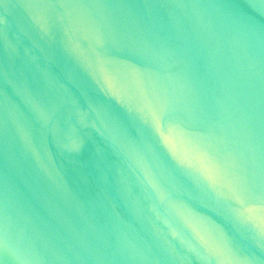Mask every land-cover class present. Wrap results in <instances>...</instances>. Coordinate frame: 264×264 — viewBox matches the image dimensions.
<instances>
[{"label": "water", "instance_id": "obj_1", "mask_svg": "<svg viewBox=\"0 0 264 264\" xmlns=\"http://www.w3.org/2000/svg\"><path fill=\"white\" fill-rule=\"evenodd\" d=\"M0 264H264V0H0Z\"/></svg>", "mask_w": 264, "mask_h": 264}]
</instances>
